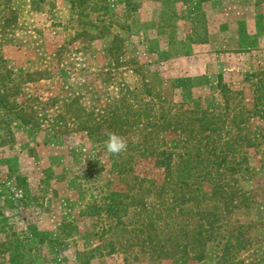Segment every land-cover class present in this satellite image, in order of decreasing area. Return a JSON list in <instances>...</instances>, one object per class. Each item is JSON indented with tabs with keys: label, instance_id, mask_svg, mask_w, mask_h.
Segmentation results:
<instances>
[{
	"label": "rangeland",
	"instance_id": "374dc122",
	"mask_svg": "<svg viewBox=\"0 0 264 264\" xmlns=\"http://www.w3.org/2000/svg\"><path fill=\"white\" fill-rule=\"evenodd\" d=\"M7 1L0 264H264V62L236 48L235 31L222 62L213 51L216 63L184 61L188 42L210 30L183 6L238 0H161L181 26L161 19L160 0ZM190 112L193 132L179 131ZM204 121L214 134L196 133ZM110 132L126 150L106 152ZM188 155L245 158L237 168L250 207L226 216L211 241V184L168 181L170 164L180 177L204 173L183 164ZM242 225L247 241L230 255L224 238Z\"/></svg>",
	"mask_w": 264,
	"mask_h": 264
},
{
	"label": "trees",
	"instance_id": "16d2710c",
	"mask_svg": "<svg viewBox=\"0 0 264 264\" xmlns=\"http://www.w3.org/2000/svg\"><path fill=\"white\" fill-rule=\"evenodd\" d=\"M7 2L9 3L10 0ZM192 113L193 112L189 113V118H187L185 124H182L181 130L179 131L193 132L192 125L195 119L192 118ZM167 125H171V122L168 121ZM212 127L209 121H204L198 126L196 133L211 131L214 134L216 130ZM173 128L178 130L179 125L173 126ZM239 137L240 136L237 135L233 141L231 139L232 143H229L230 147H233V144L240 140ZM183 159V164L185 166H192L191 170L196 168L197 170H201L204 166V173H197L195 170L186 174L184 177H180L172 171L174 164H170L169 173L167 174V177H169L168 181L172 182L173 187L176 182L183 183L185 190H187V187L188 189L191 188L193 184L199 181L206 180L207 183L211 184V195L207 197V241H211L214 239L213 235L225 227L224 222L227 217L233 216L235 211L241 208L250 207L251 197L249 193L239 186L240 179L244 177V175L242 170L237 168L243 165L245 158L239 160L237 158L232 159L213 156L196 158L194 161V157L188 155V157ZM212 201H215L216 204L209 206V203ZM247 228H250V226ZM244 234H246V228L242 225L238 227L236 233L224 238L226 240L225 248L228 247V254H230L229 248L233 247L234 250L239 249L242 244L247 241L246 235ZM230 255H232V253ZM201 257H203V254Z\"/></svg>",
	"mask_w": 264,
	"mask_h": 264
},
{
	"label": "crops",
	"instance_id": "0c3cea01",
	"mask_svg": "<svg viewBox=\"0 0 264 264\" xmlns=\"http://www.w3.org/2000/svg\"><path fill=\"white\" fill-rule=\"evenodd\" d=\"M156 4L155 9H158L160 12L161 19L170 20V15L176 20V22L173 21V23L179 26L182 25L181 18L172 13L169 8H166L165 2L160 0ZM173 5L177 4L173 3ZM59 8L63 9L62 3L59 4ZM193 9L195 12H192ZM182 11H186L192 15H199V13L204 14L210 30L208 40L197 43L192 41L188 42V47L192 49L193 52L186 53L184 61L190 62L191 59L197 58L201 62H207L208 60L209 63H216V61L211 58V53L214 52V55L218 57L217 59L222 62L223 54H225L224 51L228 46V40L233 38V31H235L236 35L234 36H238L240 39L236 48L239 50L253 49L251 54L264 62V4H261L259 0H238L229 4H212V1L210 3L195 2L193 7L183 6ZM232 11L239 13L236 15L234 14L233 17ZM232 18H234L235 21L231 20ZM247 37L253 39V46L248 45ZM196 53L198 54L196 55Z\"/></svg>",
	"mask_w": 264,
	"mask_h": 264
},
{
	"label": "clouds",
	"instance_id": "9594fccd",
	"mask_svg": "<svg viewBox=\"0 0 264 264\" xmlns=\"http://www.w3.org/2000/svg\"><path fill=\"white\" fill-rule=\"evenodd\" d=\"M126 148L127 143L122 136L112 132L108 134V139L105 142V149L107 153L119 154L126 150Z\"/></svg>",
	"mask_w": 264,
	"mask_h": 264
}]
</instances>
